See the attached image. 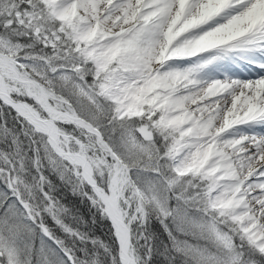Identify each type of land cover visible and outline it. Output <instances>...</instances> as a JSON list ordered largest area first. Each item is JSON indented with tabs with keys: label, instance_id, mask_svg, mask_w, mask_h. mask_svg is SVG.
<instances>
[{
	"label": "snow or ice",
	"instance_id": "6c2138e0",
	"mask_svg": "<svg viewBox=\"0 0 264 264\" xmlns=\"http://www.w3.org/2000/svg\"><path fill=\"white\" fill-rule=\"evenodd\" d=\"M0 264H264V0H0Z\"/></svg>",
	"mask_w": 264,
	"mask_h": 264
}]
</instances>
